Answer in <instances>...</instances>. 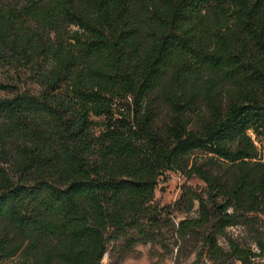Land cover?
I'll return each mask as SVG.
<instances>
[{
	"label": "trees",
	"instance_id": "trees-1",
	"mask_svg": "<svg viewBox=\"0 0 264 264\" xmlns=\"http://www.w3.org/2000/svg\"><path fill=\"white\" fill-rule=\"evenodd\" d=\"M173 171L204 190L160 204ZM168 232L264 258V0H0V264H121Z\"/></svg>",
	"mask_w": 264,
	"mask_h": 264
},
{
	"label": "rangeland",
	"instance_id": "rangeland-1",
	"mask_svg": "<svg viewBox=\"0 0 264 264\" xmlns=\"http://www.w3.org/2000/svg\"><path fill=\"white\" fill-rule=\"evenodd\" d=\"M184 186H191L196 190L202 191L205 188L198 177L187 178L180 172H168L158 185L156 200L162 205L174 204L180 195ZM198 213L192 211L188 215L175 214V220L178 223L180 218L197 217ZM228 233L245 245L259 250L256 245L254 232L246 231L241 226L228 229ZM201 234V233H200ZM202 235V234H201ZM165 245L153 246L151 244L137 245L122 261L121 264H220L221 261L211 259V256L203 249L202 237L198 236L194 240L184 242L178 239L177 235L167 233L163 240ZM220 245L226 250H230L226 238L221 237ZM119 246L115 242L109 246V253L103 260V264H112L118 258L117 250ZM206 252V253H205ZM253 264H264V258H256Z\"/></svg>",
	"mask_w": 264,
	"mask_h": 264
}]
</instances>
